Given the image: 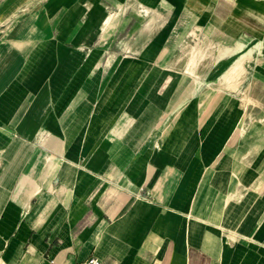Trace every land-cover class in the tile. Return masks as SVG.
Listing matches in <instances>:
<instances>
[{"label": "rangeland", "instance_id": "1", "mask_svg": "<svg viewBox=\"0 0 264 264\" xmlns=\"http://www.w3.org/2000/svg\"><path fill=\"white\" fill-rule=\"evenodd\" d=\"M134 1L0 0V32L16 33L21 39L16 41V47L32 54L26 57L28 63L17 79L27 82L28 97L33 96L32 105H27L32 120L26 121L32 124L33 131L40 127L38 117L45 107L48 114L54 111L57 114L56 104L50 99L48 104L45 102L52 93V79L60 75L58 67L59 71L63 70L61 61L67 59L61 57L62 50L83 54L76 75L89 61L91 53H96L101 62L99 75V71L93 70L81 86L74 77L64 88L59 118L61 124L64 122L65 138L52 131L55 121L50 114V120L43 122V135L39 131L32 137V143L46 145L54 152L48 153L49 177L55 175L59 160L64 162L61 169L69 174V181L73 176H80L85 166H93L95 152L101 151L102 166L94 181L109 184L94 202L97 209H104L106 204L113 208L132 205L139 185L129 175V170L143 153L153 167L151 173H146L152 182L158 180L159 171L169 172L161 183L164 198H171L177 209H190L198 216V222L193 223L194 237L207 228L202 217L210 211H218L219 225L214 230L219 237L234 244L256 242L257 248L247 250L248 261L256 258L257 264H262L264 217L261 222L259 219L264 211V0H249L257 8L248 12L237 8L243 0H167L164 6L138 0L162 15L163 24L151 38L142 34L148 16L139 15L142 9L135 6ZM221 2L229 3V7L224 5L219 11L231 18L230 26L236 30V36L225 30L217 38L207 18L204 28L195 25L199 16L189 8L192 3L214 13ZM107 15H111V20L105 24L103 20ZM193 30L199 35V41L187 37ZM205 36L229 42L232 47L242 41L246 49L254 50L239 91L228 90L222 79L236 53L223 58L217 56L213 65L202 72L188 71L187 62L191 58L183 56L184 50L189 52L191 45L197 47L198 44L206 49L202 43ZM185 38L189 45L179 47ZM128 44L130 48L125 49ZM154 55L156 57H152ZM152 76L156 83L144 91ZM217 92L228 96L210 105L208 99ZM245 94L256 97L263 105L238 109L240 118L232 124L229 119L238 112L237 103ZM150 97L158 98V102L151 103ZM148 107L159 115L157 122L162 121L161 127L157 129L156 124L136 151L129 146L131 157L120 166L123 156L115 159L110 150L117 141L123 140L125 130L136 115ZM25 108L24 105L22 109ZM179 113L185 116L181 127L175 126V116ZM121 124L122 130L110 137ZM170 128V137L164 141ZM75 144L78 146L71 152ZM57 151L63 159L56 155ZM143 190L149 197L150 189L144 187Z\"/></svg>", "mask_w": 264, "mask_h": 264}, {"label": "crops", "instance_id": "2", "mask_svg": "<svg viewBox=\"0 0 264 264\" xmlns=\"http://www.w3.org/2000/svg\"><path fill=\"white\" fill-rule=\"evenodd\" d=\"M251 3L243 0L237 8L247 12L256 9L257 6ZM224 5L229 7V3L221 2L214 13H208L203 6L192 3L189 8L199 16V22L195 25L203 27L208 24V19L217 38L225 30L234 35L236 30L231 29V18H226L219 11ZM16 35L0 32V264H82L91 257L99 258L102 264H257L256 258L251 262L247 257L248 249L257 248L256 242H225L216 233L218 211H210L205 218L202 217L207 228L194 237L193 223L198 222V216L190 209H177L172 205L171 198H164L161 183L169 172L164 169L159 171L158 180L152 182L146 173H151L153 167L143 153L129 170V175L139 185L131 206L113 208L106 204L104 209L96 208L94 202L109 184L107 181L104 184L94 181L102 166L99 149L95 152L94 165L85 166L86 170L79 173L80 176H73L69 181V174L61 169L64 162L57 160L55 175L50 178L48 153L54 152L46 145H34L32 137L37 136L39 131L43 135V122L50 120L51 114V120L55 121L52 131L65 138L64 122L61 124L59 118L64 88L74 77L81 86L93 70L99 71V75L100 59L96 53H91L89 61L76 75L84 59L83 54L62 50L61 57L67 59L61 61L64 62L63 70L59 71L58 67L60 75L52 79V93L45 102L48 104L50 99L51 103L56 104L57 114L55 111L48 114L45 107L38 117L40 127L33 131L32 124L26 123L32 120V112H27V105H32L33 96L28 97L27 82L17 79L20 70L28 63L26 57L32 54L16 47V41L21 40ZM216 40L225 43L221 39ZM225 44L232 46L229 42ZM245 51L246 48L242 52ZM29 63L32 65V61ZM154 83L155 77L152 76L144 91ZM227 84L225 81V87ZM154 98L150 97L153 104L158 102V98ZM223 98L224 93L219 92L215 104ZM24 105L25 110L22 109ZM239 112H235L229 122L235 124L240 118ZM180 115L175 116L177 127H181V122L185 120V116L178 119ZM158 116L152 107L136 115L135 121L125 130L127 133L123 140L117 141L110 150L115 159H118V155L123 156L119 161L120 166H124L131 157L130 147L136 151L141 141L150 136L158 124ZM160 123L157 129L161 127ZM45 126L47 129L48 123ZM121 128L122 124L115 128L110 137L113 138ZM136 136L140 139H135ZM76 146L71 148V152L75 151ZM56 155L64 158L59 151ZM144 187L150 189L151 197L144 195ZM263 217L264 211L259 222ZM260 263L264 264L262 260Z\"/></svg>", "mask_w": 264, "mask_h": 264}, {"label": "bare ground", "instance_id": "3", "mask_svg": "<svg viewBox=\"0 0 264 264\" xmlns=\"http://www.w3.org/2000/svg\"><path fill=\"white\" fill-rule=\"evenodd\" d=\"M148 1L154 2V3H159L160 6H164L167 4V0H148ZM134 5L139 6L140 9H142L139 12V15L142 18H144L145 16H148V18L145 19L146 21H145L144 29L142 30V34L143 35L147 34L151 38V36H153L155 34V32L157 30H159L160 26L163 24V22H161L162 15L158 12V10L156 8L146 6L142 2H139L138 0L134 1ZM112 17H113V15H112ZM110 20H111V15H107L104 18L103 23L108 24L110 22ZM187 37L190 39H194L195 42L197 40L198 41L200 40L199 35H197L194 30ZM202 43L205 44L207 47L204 50L201 49L202 47L199 44L197 45V47H195L194 45H191L189 52H187L183 49L184 50L183 56L184 55H190V58H191L187 62L188 66H189L188 71L192 72V74H195L197 72H202L205 69L210 68V66L213 65V60L217 59V56H220L221 58H223L225 56L234 55L236 53V55H234V58H233L234 60L232 61L231 65L227 68V70L223 74L222 79L228 82V84L226 86V88L228 90H230L231 92L239 91L241 85L243 84V82H244V80L248 74L247 64H248V62L252 61L254 50L253 49H250V50L247 49V51L242 52L247 47V45L243 42H239L235 47H232V46H229L225 43H221L217 40L211 39L208 36H205ZM187 45H189V40H187V38H186L185 40L182 41V43L179 45V47L185 48ZM130 46H131L130 44L126 45L125 49L130 48ZM134 47L136 49H138L136 45H134ZM241 52H242V54H240ZM238 55H240V56H238ZM236 56H238V57L235 58ZM152 57H156V55H154ZM178 61H180V59H178L177 62ZM98 63L100 64L101 62L99 61ZM214 64H215V62H214ZM191 67H194V68H191ZM166 68L172 72H175V70H173V69H170L168 67H166ZM166 68L164 70H167ZM189 92L190 91H188L187 94ZM227 96L228 95L225 94V97H227ZM218 97H219V92L213 94L208 99L209 104L214 105L217 102ZM262 105L263 104L256 97H253L249 94H245V95H243L242 99H240L239 104L237 103V110L238 109H246L249 106L257 107V106H262ZM246 115H247V113H246ZM179 118H181V115L178 117V119ZM160 124H162V122ZM168 135H170L169 130H167L164 138H166Z\"/></svg>", "mask_w": 264, "mask_h": 264}, {"label": "built area", "instance_id": "4", "mask_svg": "<svg viewBox=\"0 0 264 264\" xmlns=\"http://www.w3.org/2000/svg\"><path fill=\"white\" fill-rule=\"evenodd\" d=\"M82 264H102L101 260L97 257H91L86 262Z\"/></svg>", "mask_w": 264, "mask_h": 264}]
</instances>
